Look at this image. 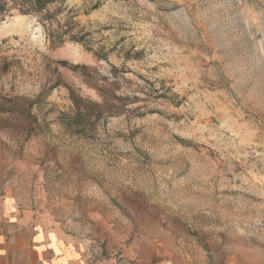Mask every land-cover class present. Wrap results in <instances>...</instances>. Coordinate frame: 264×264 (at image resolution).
I'll list each match as a JSON object with an SVG mask.
<instances>
[{
    "label": "rangeland",
    "instance_id": "obj_1",
    "mask_svg": "<svg viewBox=\"0 0 264 264\" xmlns=\"http://www.w3.org/2000/svg\"><path fill=\"white\" fill-rule=\"evenodd\" d=\"M5 2L15 232L58 231L75 264H264V0Z\"/></svg>",
    "mask_w": 264,
    "mask_h": 264
},
{
    "label": "crops",
    "instance_id": "obj_2",
    "mask_svg": "<svg viewBox=\"0 0 264 264\" xmlns=\"http://www.w3.org/2000/svg\"><path fill=\"white\" fill-rule=\"evenodd\" d=\"M75 259L70 240L58 231L15 232L13 219L0 214V264H75Z\"/></svg>",
    "mask_w": 264,
    "mask_h": 264
},
{
    "label": "trees",
    "instance_id": "obj_3",
    "mask_svg": "<svg viewBox=\"0 0 264 264\" xmlns=\"http://www.w3.org/2000/svg\"><path fill=\"white\" fill-rule=\"evenodd\" d=\"M20 8L18 9L21 14H36L41 12L45 7L54 0H19ZM14 2V0H10ZM13 4H7L5 0H0V14L5 13Z\"/></svg>",
    "mask_w": 264,
    "mask_h": 264
}]
</instances>
